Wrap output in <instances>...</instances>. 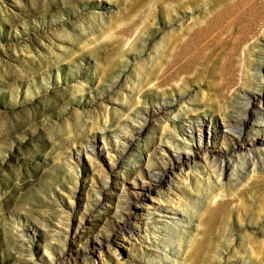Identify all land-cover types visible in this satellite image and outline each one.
<instances>
[{"label":"rangeland","instance_id":"obj_1","mask_svg":"<svg viewBox=\"0 0 264 264\" xmlns=\"http://www.w3.org/2000/svg\"><path fill=\"white\" fill-rule=\"evenodd\" d=\"M258 98L264 0H0V264H264Z\"/></svg>","mask_w":264,"mask_h":264},{"label":"bare ground","instance_id":"obj_2","mask_svg":"<svg viewBox=\"0 0 264 264\" xmlns=\"http://www.w3.org/2000/svg\"><path fill=\"white\" fill-rule=\"evenodd\" d=\"M217 37H218L217 33H211V32H206L205 35H197L196 36L197 39H196L195 43L193 45H190V46L187 45L185 47V49L183 51V57L187 56V60L196 58L199 55V53H201L208 46V42L207 41L208 40L213 41L214 39H217ZM178 70L175 71L172 75L176 76V74L178 73ZM258 105L264 107V101L262 99H259V98L258 99H254L253 103L251 104V107L254 108V109H257ZM251 118L253 119L254 117H251ZM241 125L243 126V128L246 127V123L245 122H243V123L242 122H238L235 125H233V127H229V133L227 134L226 137L223 138V140H225L228 136H231V134L234 133L233 132V128L240 129ZM167 127H168V125H167ZM199 130H201V129H199ZM190 134L192 135L191 141L194 143V138L196 136L195 131L192 130ZM198 137L201 140L203 139V132L202 131H200ZM113 147H114V150H108L107 151V154H108V156L111 159H113V157H112L113 153L112 152H115L117 149H119L120 146H118V142H117L116 146H113ZM186 148L188 149L186 152L178 153V155L176 156V159L178 161V165L181 166V167H183L185 164H187V162H190L191 160H193L196 157V153L195 152L193 153V150H194L193 149L194 148L193 145L188 144V146ZM94 151H95V148H93V147H92V149H89L88 147L84 148V152L91 159V162L94 160V157L92 155ZM75 165H78V161L77 160L75 161ZM103 174L106 175V172L104 170H103ZM148 175L150 176L149 177L150 180H154L155 178H157V180H159V182H162V180H163L162 179L163 175H160L158 172H154V169H150ZM108 178L109 177L105 178L104 182L108 183V180H106ZM156 186L157 187L160 186V183H157ZM151 198H153L152 190H148V191L140 190L139 193H138V199L136 201L137 204L135 205V207H136L135 210L137 209V212H143V208H142L143 206H145V207L146 206H153V203L151 201H149ZM104 200L105 199H101L100 208L105 207L106 204L103 203ZM102 252H104V251H103L102 247H100L99 254L102 255ZM117 254L119 256V253H117ZM51 260H54V258L51 257Z\"/></svg>","mask_w":264,"mask_h":264}]
</instances>
